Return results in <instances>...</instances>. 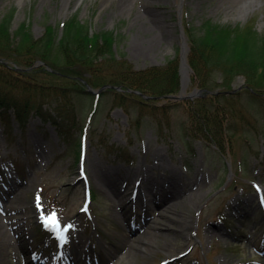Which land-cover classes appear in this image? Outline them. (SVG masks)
Segmentation results:
<instances>
[{
	"label": "rangeland",
	"instance_id": "rangeland-1",
	"mask_svg": "<svg viewBox=\"0 0 264 264\" xmlns=\"http://www.w3.org/2000/svg\"><path fill=\"white\" fill-rule=\"evenodd\" d=\"M62 1L0 0V17L14 7L11 28L26 20L32 36L39 38L47 25L58 26L76 13L80 20L90 21L93 30L107 29L120 35L113 45V61H119L121 52L135 70L163 66L173 58L179 62L182 29L191 70L186 89L177 93L181 98L159 100L154 114L144 107L139 110L136 103L128 114L110 96L100 98L86 131L83 159L88 182L99 194L90 207L91 217L80 211L84 181L78 172L76 153L67 152L54 128L31 116L24 128L15 124L12 137H7L0 123V202L6 203L2 196L8 197L7 192L16 193L13 202L26 216L23 231L33 237V246L40 247L37 253L44 250L51 255L55 249L53 240L40 229L35 210L41 204L39 213H55L58 222L68 229L67 242L60 252L67 264L75 263L77 258V264H113L128 248L135 249L141 242L153 250L136 254L134 261L122 260L121 264H158L161 259L165 264H264V213L252 187L258 182L264 186V102L249 100L242 76L231 80L229 87L222 84L220 72H207L202 76L206 81L203 87L189 63L187 34L190 28L198 33L206 21L251 25L264 33V0H69L67 8H63ZM244 1H256V5L239 17ZM81 73L85 76L87 71ZM180 77L179 71V83ZM53 82L67 83L56 79ZM203 89L209 90L210 96H221L214 95L218 90L238 92L231 114L226 116L225 124L229 123L231 130L224 131L227 137L222 150L189 128L190 108L196 106L193 101L202 96ZM223 97L217 100L222 102ZM73 98L79 119L85 121L93 93ZM220 102L211 107L220 106ZM112 144L126 146L127 156L134 161L114 163L107 153V145ZM95 160L106 166L107 173H116L118 185L130 202L120 201L114 189L95 185L90 171ZM144 170L157 172L158 179L168 173L175 175L176 179L171 184L165 182L164 187L185 193L176 206L172 202L160 205L149 200L142 203L138 197L131 199L130 191L136 189L134 180ZM189 191L197 196L188 198ZM143 211L149 218V227L132 229L130 219L142 222L139 214ZM184 219L191 225L187 235L179 229ZM234 220L236 224L230 232L228 224ZM23 231L15 237L7 229L9 239H16V248L3 245L0 264L30 261V249L20 240Z\"/></svg>",
	"mask_w": 264,
	"mask_h": 264
},
{
	"label": "trees",
	"instance_id": "trees-1",
	"mask_svg": "<svg viewBox=\"0 0 264 264\" xmlns=\"http://www.w3.org/2000/svg\"><path fill=\"white\" fill-rule=\"evenodd\" d=\"M14 15L12 7L0 17V58L3 59L0 116L7 127H11L13 119L24 126L30 115H36L43 122H50L72 148L83 123L73 95L87 94L80 78L93 88L104 84L120 86L122 90L107 89L104 95H109L127 113L137 104L139 110L144 107L154 114L162 95L177 94L179 90L176 58L167 60L163 66L135 70L125 62L121 52L119 61H113L116 54L113 45L120 35L107 29L93 30L90 21L80 20L76 13L64 20L60 30L58 26L47 25L39 38L32 36L26 20L12 29ZM192 29L187 32L189 63L203 87L206 81L202 76L207 72H220L222 84L229 87L231 80L242 76L249 100L264 102V33L251 25H220L211 21L203 23L198 33ZM71 65L75 69L69 68ZM80 70H86L87 74L82 76ZM55 79L67 83L53 82ZM237 93L201 96L193 101L196 106L190 108L191 132H200L205 140L222 150L227 137L224 131L231 130L229 123L225 124L226 116L231 114ZM220 97L222 102L217 100ZM216 101L220 106L212 108ZM108 149L118 150L116 156L124 151L121 147Z\"/></svg>",
	"mask_w": 264,
	"mask_h": 264
},
{
	"label": "bare ground",
	"instance_id": "bare-ground-1",
	"mask_svg": "<svg viewBox=\"0 0 264 264\" xmlns=\"http://www.w3.org/2000/svg\"><path fill=\"white\" fill-rule=\"evenodd\" d=\"M80 0H78L79 2ZM129 0H119V2L125 3L128 2ZM77 2V3H78ZM69 3V0H64L62 1V6L63 8H67ZM256 1H244L240 5V9L238 12L239 17H244L247 10L255 7ZM138 17L139 15L136 14ZM150 16V14H149ZM157 18H150V20L155 21ZM185 71V76L183 79L184 85L187 86L189 82V71L187 67H184ZM34 144L36 145H41L39 141H36ZM38 146V148H40ZM158 150L155 149V152ZM40 153V151H39ZM106 166L102 164L100 161L95 160L93 167L90 169L92 173V177L94 179V183L97 186H107L110 189H114L117 191L120 201H123L125 203L130 202L129 199L125 197L127 194L123 192L122 188L118 185V181L115 178L114 172L112 174L107 173L105 170ZM141 173V171H140ZM141 176V188L138 189V193H136V196L139 195L140 198L139 200L144 203L145 201H154L155 203H159L160 205L163 204H170L175 203L173 206H176L177 202L184 196L185 193L181 192V190L178 189H166L164 187V183L168 182L171 184L173 182V179H176L175 175L172 173H168L166 176H164L163 179H158L157 175L154 173L153 170H144ZM139 177V178H140ZM135 196V197H136ZM150 196V197H147ZM196 197L197 194L193 193L192 191H189L188 193V198H193ZM13 196H10L9 198H12ZM17 197V196H15ZM128 200H127V199ZM22 211L21 207L19 205H15L13 203H10L6 206H1L0 205V250L2 249V246H6V248L13 247L15 249V241H12L9 239L7 229L10 228L11 232L14 234L20 233V231H23V226L25 225V217L24 215H21L20 212ZM181 220V219H180ZM145 225V224H144ZM144 225H137L136 229L138 228H143ZM191 225L189 224L188 220L184 219L180 226V230H182L185 235H187V229H189ZM19 231V232H18ZM135 233V232H134ZM151 237V236H150ZM152 238H157V237H152ZM151 239V238H150ZM148 239V240H150ZM142 241V240H140ZM125 248L123 249V251ZM153 250V248H150L147 246L146 242H141L140 245H138L135 249L133 248H128L123 254L120 256L119 259L113 264H121L122 260L125 261H134V256L136 254H145V253H150ZM80 255V254H79ZM81 256V255H80ZM76 262L78 263V259H76ZM128 264V263H125Z\"/></svg>",
	"mask_w": 264,
	"mask_h": 264
},
{
	"label": "snow or ice",
	"instance_id": "snow-or-ice-1",
	"mask_svg": "<svg viewBox=\"0 0 264 264\" xmlns=\"http://www.w3.org/2000/svg\"><path fill=\"white\" fill-rule=\"evenodd\" d=\"M38 199H39V198H38ZM45 223H46V224H52L53 226L56 227V229H57V233H58L59 238H60V240H61V243H63L65 237H64L63 232H61L60 229H59V226H58V224H57V218H56V216H55V213H53L50 217H48L47 220L45 221ZM68 227H71V225H69ZM67 230H68V229L65 228V229H64V232H66Z\"/></svg>",
	"mask_w": 264,
	"mask_h": 264
},
{
	"label": "water",
	"instance_id": "water-1",
	"mask_svg": "<svg viewBox=\"0 0 264 264\" xmlns=\"http://www.w3.org/2000/svg\"><path fill=\"white\" fill-rule=\"evenodd\" d=\"M180 64H181V71H182L181 86H182V89H184L183 79H184L185 73H183V71H184V67L186 65V62H185L184 44L183 43H182V47H181Z\"/></svg>",
	"mask_w": 264,
	"mask_h": 264
}]
</instances>
